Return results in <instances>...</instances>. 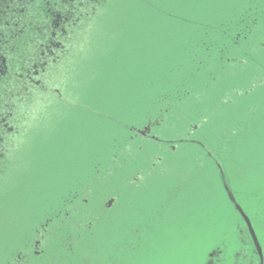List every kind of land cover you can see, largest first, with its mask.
<instances>
[{"label":"rangeland","instance_id":"1","mask_svg":"<svg viewBox=\"0 0 264 264\" xmlns=\"http://www.w3.org/2000/svg\"><path fill=\"white\" fill-rule=\"evenodd\" d=\"M97 3L0 162V264H264V0Z\"/></svg>","mask_w":264,"mask_h":264},{"label":"trees","instance_id":"2","mask_svg":"<svg viewBox=\"0 0 264 264\" xmlns=\"http://www.w3.org/2000/svg\"><path fill=\"white\" fill-rule=\"evenodd\" d=\"M6 1L0 2V162L16 147L21 129L31 120L34 99L57 94L49 82L77 49L82 31L75 27L99 4V0H40L33 11L29 0L16 1L11 10L4 8ZM85 1L86 11L83 7L80 22L75 23L68 11L75 13L76 7L81 11L77 4ZM25 7L27 11L22 10ZM50 11L62 15L56 23L49 22ZM39 30L42 34L36 33Z\"/></svg>","mask_w":264,"mask_h":264},{"label":"flooded vegetation","instance_id":"3","mask_svg":"<svg viewBox=\"0 0 264 264\" xmlns=\"http://www.w3.org/2000/svg\"><path fill=\"white\" fill-rule=\"evenodd\" d=\"M4 0H0V2L2 3ZM21 2L22 0H7L6 1V4L4 5V8L5 9H10L11 10V8H12V5L14 6V4H15V2ZM28 3H34V5H32V10L34 11V9H36L37 7H38V4H39V2H40V0H29V1H27ZM26 4V3H25ZM80 4H83V2H80ZM80 4H77L78 6H80ZM84 4H86V1H85V3ZM18 5V4H17ZM16 5V6H17ZM89 6H90V2H89ZM1 7H3V6H1ZM27 7V6H26ZM26 7L24 8V9H22V10H24V11H27V9H26ZM82 8V10L80 11V9L78 8V7H76L75 8V13L72 11V10H70V11H68L69 12V14L71 15H73V16H75V18H74V22L76 23V22H80V17H79V13H80V15H83V13H82V11L84 10L83 9V7H81ZM84 8H85V6H84ZM22 10L20 11V12H22ZM76 11H77V13H76ZM85 11H86V8H85ZM59 15H60V13H58ZM75 29H77V27H75ZM2 32H5V31H2ZM24 36V35H23ZM6 63V61L5 60H2V64H5ZM151 130H152V127L150 128V126L149 127H145L144 128V130H143V132H141L139 129H135V134L136 133H139V138H140V140L141 141H143V139H144V137L145 138H147V139H150L151 141L153 140V142H155V143H157L158 144V142L160 141H158V139L154 136V135H151ZM150 133V137H148V135L147 134H149ZM184 140V139H183ZM158 147V146H157ZM223 188H224V184H223ZM113 202H114V199H112L111 201H109L105 206H104V208H103V212H105L104 214H102V215H99V216H106L107 214H109L110 212H112V210L113 209H111V207H112V204H113ZM111 209V210H110ZM100 214V213H99ZM159 216V215H158ZM35 244H37L38 245V242H35ZM25 253H17V255H14V259H10V260H7V262L5 263V264H31V259L33 260V261H38V257H40L41 255H40V251H38V246H37V249L36 250H33V253H28L27 252V250L26 251H24ZM220 253V252H219ZM14 254H16V253H14ZM217 254L218 253H216V256H217Z\"/></svg>","mask_w":264,"mask_h":264},{"label":"snow or ice","instance_id":"4","mask_svg":"<svg viewBox=\"0 0 264 264\" xmlns=\"http://www.w3.org/2000/svg\"><path fill=\"white\" fill-rule=\"evenodd\" d=\"M224 187L227 188V184H225ZM226 195L230 197L231 193L227 192ZM232 203L235 204L236 202L233 200ZM243 221H244V223H246L247 222V217H244ZM247 226L250 227V225H247ZM215 255H216V253H212V254L209 255L208 260H207V264H213V257Z\"/></svg>","mask_w":264,"mask_h":264},{"label":"water","instance_id":"5","mask_svg":"<svg viewBox=\"0 0 264 264\" xmlns=\"http://www.w3.org/2000/svg\"><path fill=\"white\" fill-rule=\"evenodd\" d=\"M224 190H225V192L227 193V192H230L229 191V189H228V187L227 188H225L224 187ZM228 199L230 200V202L232 203V201L234 200V198H233V196H232V194H231V196L229 197L228 196ZM235 201V200H234ZM233 205H234V207L240 212V214L242 215V217L244 218V215L242 214V211L240 210V208L237 206V204L235 203H232ZM247 223V222H246ZM257 251H258V253L260 252V249L259 248H257ZM259 256H260V254H259ZM261 257V256H260ZM260 260H261V258H260Z\"/></svg>","mask_w":264,"mask_h":264}]
</instances>
